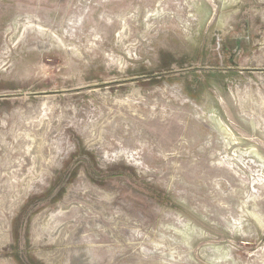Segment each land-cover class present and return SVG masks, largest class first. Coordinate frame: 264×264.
<instances>
[{
	"label": "rangeland",
	"instance_id": "374dc122",
	"mask_svg": "<svg viewBox=\"0 0 264 264\" xmlns=\"http://www.w3.org/2000/svg\"><path fill=\"white\" fill-rule=\"evenodd\" d=\"M0 216V264H264V0H0Z\"/></svg>",
	"mask_w": 264,
	"mask_h": 264
},
{
	"label": "bare ground",
	"instance_id": "6f19581e",
	"mask_svg": "<svg viewBox=\"0 0 264 264\" xmlns=\"http://www.w3.org/2000/svg\"><path fill=\"white\" fill-rule=\"evenodd\" d=\"M25 139V138H24ZM23 151V150H22ZM41 159V158H40ZM24 160V159H23ZM3 162V161H2ZM2 164V163H1ZM35 166V165H34ZM21 168V167H20ZM8 169V168H7ZM33 170V169H32ZM35 171V170H34ZM10 172H12V171H10ZM5 178V177H4ZM1 181H4L3 179L1 180ZM95 205V204H94ZM79 211V210H78ZM102 213V212H101ZM77 215V214H76ZM80 215V214H79ZM1 217V216H0ZM77 217V216H76ZM88 217V216H87ZM86 217V218H87ZM78 218V217H77ZM49 219V218H48ZM88 219V218H87ZM79 220V219H78ZM82 220V219H81ZM96 221V220H95ZM101 222V221H100ZM104 222V221H103ZM82 224H83V222H82ZM81 224V225H82ZM86 224V223H85ZM49 225V224H48ZM63 226V225H62ZM78 226V225H77ZM85 226V225H84ZM67 228V227H66ZM64 229V228H63ZM62 229V230H63ZM78 229V228H77ZM73 232V231H72ZM49 234H51V233H49ZM54 234V233H53ZM59 234V233H58ZM74 234V233H73ZM2 234H1V232H0V236H1ZM55 235V234H54ZM65 235V234H64ZM4 236V235H3ZM74 236V235H73ZM52 237V236H51ZM54 237V236H53ZM65 237V236H64ZM2 238V237H1ZM68 238V237H67ZM44 239V238H43ZM80 239V238H79ZM57 240V239H56ZM63 240H64V238H63ZM67 240V239H66ZM51 241V240H50ZM61 241V240H60ZM69 241H71V240H69ZM74 241V240H73ZM73 243V242H72ZM4 244V243H3ZM57 244V243H56ZM66 248V247H65ZM39 256L40 257H46L47 258V253H41V254H39ZM54 260H56V259H54Z\"/></svg>",
	"mask_w": 264,
	"mask_h": 264
}]
</instances>
